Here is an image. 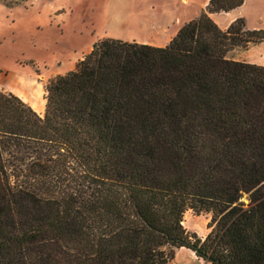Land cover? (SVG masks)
I'll list each match as a JSON object with an SVG mask.
<instances>
[{
    "label": "trees",
    "instance_id": "obj_1",
    "mask_svg": "<svg viewBox=\"0 0 264 264\" xmlns=\"http://www.w3.org/2000/svg\"><path fill=\"white\" fill-rule=\"evenodd\" d=\"M242 3L209 0L164 47L93 43L43 116L0 91V264H264V66L226 58L264 31L208 15Z\"/></svg>",
    "mask_w": 264,
    "mask_h": 264
},
{
    "label": "rangeland",
    "instance_id": "obj_2",
    "mask_svg": "<svg viewBox=\"0 0 264 264\" xmlns=\"http://www.w3.org/2000/svg\"><path fill=\"white\" fill-rule=\"evenodd\" d=\"M185 7L181 0H18L10 6L0 1V80L34 86L45 98V85L66 72L91 42L162 44L154 41L150 24L171 22ZM243 12L251 25H264V0H249ZM210 216L188 210L183 225L203 235ZM169 264L207 263L175 251Z\"/></svg>",
    "mask_w": 264,
    "mask_h": 264
},
{
    "label": "crops",
    "instance_id": "obj_3",
    "mask_svg": "<svg viewBox=\"0 0 264 264\" xmlns=\"http://www.w3.org/2000/svg\"><path fill=\"white\" fill-rule=\"evenodd\" d=\"M181 1L186 7L183 9L182 14L180 16H175L171 22H166L163 24H159V23L150 24V29L152 31V34L153 36H155L154 41L158 43L162 42V44H150L149 42H145V41L139 42L140 44L146 43L147 45L154 46V47H164L176 35L179 28L185 23L197 18L201 14V12L205 10L209 2V0H201L199 4L195 5V3L191 0H181ZM248 1L249 0H243V3L240 7H237L228 12L209 13L208 15L210 19L221 30H226L228 26L234 20L238 18H243L245 21V28L247 30H250V31L251 30H263L264 31V25H261V24L251 25L248 22V18L243 12V8L246 6ZM193 5L195 7H193ZM93 43L94 42H91L88 50L81 52V54H79L72 61L71 66L68 68L66 72L64 73L61 72L58 74L64 75L67 72L72 71L75 68L74 66H75V63L78 61V59L81 60L84 55L89 53V51L92 48ZM226 58L228 60H232L236 62H243V63L255 64L258 66H264V41L259 42V43H250L246 47H235L234 49L230 50L226 54ZM0 91L11 93L17 96L25 104H27L30 108H32L39 116H43L44 111H45V98H43V96L40 95L38 89H36L34 86L33 87L29 86L28 88H25L23 85H14L4 80H0ZM206 215H209V214H206ZM208 232L204 233L203 235L197 234V236L203 239L208 234ZM180 251L187 253L189 256L194 258L195 261L197 262L203 261L202 259L197 258L192 251L185 249V248L177 249L176 256ZM203 262L210 264L206 261H203Z\"/></svg>",
    "mask_w": 264,
    "mask_h": 264
}]
</instances>
